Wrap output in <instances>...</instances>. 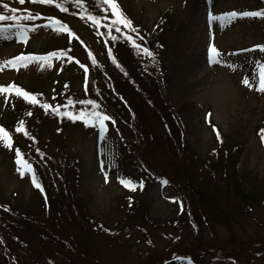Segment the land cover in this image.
Segmentation results:
<instances>
[{
  "label": "rangeland",
  "instance_id": "rangeland-1",
  "mask_svg": "<svg viewBox=\"0 0 264 264\" xmlns=\"http://www.w3.org/2000/svg\"><path fill=\"white\" fill-rule=\"evenodd\" d=\"M94 1L92 6L96 7L98 13L102 15L99 24H89L88 21L73 16L72 11L78 8L75 0H58L68 8L67 12L61 14H65L70 19L64 18V20L84 35L94 33L98 36L97 32L102 33L101 39L111 37L110 32L119 34L122 37L119 40L125 43H127L125 40L127 36H135L136 31H145L148 33L147 35H154L158 30L156 26L157 22L161 21L162 13L168 15L166 33L162 34V37L159 38L162 42L155 44L152 51L154 58L149 56L146 58L141 49L138 50L144 60L147 63L153 61L156 68L157 80L161 84L163 94L157 102L158 106L163 110V105L167 104V107H170L176 114L179 125L185 133L187 145L189 144L194 148L202 158L209 157V154L218 147L216 131L213 130L212 125H215L216 130L221 134L246 138V149L240 161V170L242 173H246L249 184L261 181V178L264 179V144L257 131V127L264 116V93H257L255 88H249L242 83L244 77L252 78L250 72L259 61L258 55L261 51L255 49L248 54H244L245 51H240L242 54H234L233 52L239 48L248 49L264 43V22L260 20L263 17L245 19L238 16L230 25L223 28L219 26L218 22L214 21L211 25L208 22L210 11L216 15L233 10L262 11L264 10L263 0H120L140 23V28H136L132 23V27L136 31L119 25L120 32L115 30V25L111 28L107 26L112 24L110 8L105 11L107 6H95L96 0ZM116 2L122 10L119 0ZM0 3H8L10 7L17 8L18 13L20 10H27L25 3L21 5L18 0H3ZM31 6L30 10L33 14L36 12L52 13V8L47 7L46 4L37 2L32 3ZM0 12L5 15L10 13L7 9L0 10ZM15 31L0 34V62L11 60L29 47L32 48H29L28 52L35 54L37 52L49 53L62 50L61 48H53V45H58L53 41H60L58 37L62 34L49 27H40L36 31L30 32L26 44L15 38L13 35ZM5 37L9 38L6 39ZM118 37L116 36V38ZM85 41L90 45V40ZM210 43H214L220 51L222 63L211 65L208 63L207 48ZM90 60L91 63L95 64L93 62L96 60L95 57H91ZM40 63L30 62L27 66L20 65L18 68L5 64L0 70V86L6 87L15 84L20 88H28L31 93L36 92L42 98V92L44 94L49 91L53 93L52 91L56 89V83H58L59 85L64 84L67 90L74 91L75 93L72 95L80 98V101L94 100L95 96H92V93L96 84L90 87L89 94L83 90L82 92L81 87H79L82 77L74 70L73 66L62 62V67L68 65L67 77H62V79H68V81H47L49 76L59 78L61 74L60 69H58L59 62L50 60L43 67L51 66L48 69L41 68ZM93 64H91L92 71ZM229 65L233 67H229ZM40 71L42 74H39ZM250 82L253 84V81ZM96 89L100 92L99 87L96 86ZM54 95L49 94L46 99L54 103ZM11 98L13 101L16 98L24 100L21 96H17L14 91L11 94L0 93V126L10 132L12 137H15L14 132L9 128V123L5 122L10 118L9 115L11 117L14 115L10 110L12 108L10 105ZM164 101L166 102L164 103ZM102 104L104 103L101 102L100 105ZM138 107L141 109H136V112L138 117L142 118L148 111L143 110L142 107L147 109V106L143 102V105L139 104ZM91 108L92 105L79 103L74 108V113L84 109L89 111ZM97 110L102 111L99 108ZM208 113H211V116L206 119ZM67 119H69L67 116L60 119V121L62 120L60 133L56 132L58 125L53 124L52 120L48 118L39 119V122L44 124L48 122L54 128L48 134H45L42 129H39L38 133L45 140L48 138L55 140V143L50 144L54 148L49 150L52 156L60 157L58 161L62 162L60 166L56 160L57 165L53 169L54 179L53 182L51 181V185L54 196H57L59 201H65L64 197H68L71 210L81 211L88 215L87 217L91 214L92 216L95 215V218L108 216L109 219H112L122 216V219H127V210L123 205H126L124 198L128 188L119 183L118 177L128 178L130 176H127V172H129L130 178L137 181L138 171L129 161L124 160L125 149L118 128L114 127V132L109 134L106 132L105 137L101 139L99 128H95L97 126L69 125L70 123L67 124L66 122ZM115 126L118 127V125ZM31 133V141L37 139L36 133ZM24 148L29 152V147L24 146ZM24 148H20V151L25 157ZM27 161L32 165L37 181L40 180L43 184L41 172L38 170L37 177L35 170L37 161L32 158H28ZM16 169L15 155L0 151V192L6 193L5 198L8 200L10 197L7 196H10L13 191H23L24 193L19 194L16 201V207L22 210L20 203L22 200L30 202L28 197L31 198L34 186L31 183V173L25 172L24 177L21 178ZM105 173H107V182H105ZM211 176L208 175L204 178L208 181L207 186L214 184ZM58 177L61 181L57 179ZM162 179L158 178L149 183L146 190L138 191L137 203L132 207V211L138 210L139 212L135 215L132 224H136L143 216L149 214L157 222L174 216L177 218L178 213H182L177 221L178 226H173L171 230H173L174 236L181 232L182 240L177 246L189 250L191 249L190 245L196 243L193 231L180 230L181 227L189 226L184 223L186 202L178 193L179 191L172 180L168 179V183L163 184ZM55 186L56 188H54ZM208 191L211 192V190ZM129 193L133 192L129 191ZM228 199L229 197H224L222 190H219L212 198L213 205L210 206L203 202L198 207L208 211L209 214L210 211L216 213L232 206L228 203ZM45 207L48 209L46 205ZM191 208L195 214V207L191 206ZM47 211L49 212V210ZM29 212L31 214L15 213L30 215L35 218H38L36 216L41 213L37 207H31ZM224 216L231 221L229 216ZM210 217H212L211 214ZM234 217L230 227H227V230L222 229V235L226 237H222L219 232L220 240L211 238L210 241L218 243L221 240H229L230 236H233V242L237 243L246 239L247 241L256 240L259 236H264V204H257L250 208L246 217H242L240 211ZM220 221L223 224V220L220 219ZM138 229H123V231L113 235L109 233L99 234L98 237L100 238L96 241L97 244L94 239L89 245L92 249L89 255V259L91 258L89 264H148L152 258L156 257V254H149L148 252L164 248L169 243L171 235L160 233L152 227H146L145 231ZM209 236L208 230L206 238ZM225 247L231 248L230 243ZM251 257L253 256L245 259L237 258V262L232 261L230 264H264V259H252ZM177 258L166 260L162 264H187V260ZM199 259L191 260L192 264H201Z\"/></svg>",
  "mask_w": 264,
  "mask_h": 264
},
{
  "label": "trees",
  "instance_id": "trees-1",
  "mask_svg": "<svg viewBox=\"0 0 264 264\" xmlns=\"http://www.w3.org/2000/svg\"><path fill=\"white\" fill-rule=\"evenodd\" d=\"M94 3V0H84L83 6H78L76 10L72 11V15L91 24L93 22L87 18V14L81 16V13L87 8L90 13L102 20V15L98 13L96 7L92 6ZM31 4L30 0H25L27 11H31ZM11 5L13 6V3ZM46 6L52 8V13L36 12L34 15L39 13L36 20H24L22 22L41 25L47 22L46 18L48 17H58L63 21H65L64 18L70 19L65 14H61L65 11L57 9L54 4H46ZM0 10H3L2 6H0ZM27 11L20 10L15 15L23 17L27 15ZM9 15L12 14L9 13ZM262 21L264 22V17ZM167 22L168 15L162 13L161 21L157 22L156 26L158 30L154 35H147L148 33L145 31L139 32V35L133 36L136 44L153 51L155 44L162 42L159 38L166 33ZM79 34L83 40H90L91 42L94 40L95 46L92 47V55L76 40L68 41L66 36H61L58 42L53 41L58 44L53 45V48H61L64 52L71 48V53L90 66V87H92L93 81H96V86L100 88V92H98L95 84L93 85L95 86L92 93V96H95L94 101L97 102L102 112L109 116L111 114L117 124L119 122V135L124 143L125 157L138 171L136 180L137 182L143 181V187H137L135 191L127 190L124 198L126 205H123L127 210V219H122V216L112 219H109L108 216L95 218V215L92 216L91 214L87 217L88 215L81 211H72L68 197H64L65 201H59L52 190L53 169L57 162L60 166L62 165V162L58 161L60 157L56 156L55 158L49 150L54 148L50 144L55 143V140L41 138L38 130L42 129L45 134L54 130L48 122L45 124L39 122V119L48 118L52 120L53 124L58 125L56 132L60 133L62 126L60 119L64 116H61L59 112L71 111L74 113V108L79 104L76 102L80 101V98L74 97L72 95L75 93L74 91L71 92L65 88L64 84L59 85L58 83H56V89L52 91L53 93L51 91L45 92L46 94L42 92L43 97L37 99L40 101L39 104L33 105L17 98L13 101L11 98L10 105L12 108L10 110L14 115L11 117L8 114L10 118L5 122L9 123L6 124L14 132L15 137H12V142H15L12 150L0 143V151L15 155L16 148L29 147V152L24 148L26 155L24 158L27 160L32 158L37 161L38 167L36 166L35 170L37 177L38 170L41 172L43 184L40 180L37 182L42 186L43 191L33 187L32 196L31 198L28 197L30 202L22 200L20 203L22 210L16 207V201L19 194L24 193L23 191H13L10 196H7L10 197L8 200L5 198L7 194L3 191L0 192V264H89L91 259H89V255L92 250L89 245L94 239L96 243L100 238L98 237L99 234L109 233L113 235L123 231V229L130 228H139L138 230L145 231L146 227H152L160 233L171 235L169 243L164 248L148 252L149 254H156V257L152 258L148 264H162L166 260L177 257H188L191 260L201 258L199 259L201 264H230L232 261L237 262V258L245 259L250 256H253L252 259H264V236H259L256 240L247 241L246 239L237 243L233 242V236H230L229 240H221L218 243L210 241L211 238L220 240L219 232L222 237H226L222 235V229L227 230V227H230L234 216H237L239 211L242 217H246L250 208L257 204H264V179L261 178V181L249 184L246 173H242L240 170V161L246 149V138L220 133V139L216 136L218 147L209 154V157L202 158L194 148L189 144L187 145L185 133L179 125L176 114L170 107H167V104L163 105V110L158 106L157 102L163 94L161 84L157 80L153 61H148V63L143 61L142 55L138 52L140 49L134 47L128 39L125 43L110 34L111 37L105 38L108 45L104 43V47L99 35L97 38L94 33L84 35L79 32ZM96 40L100 43L99 46H97ZM260 45H264V43ZM110 50L111 55H109ZM91 56L96 58L94 60L96 64L91 63ZM145 57L148 56L145 55ZM258 59L264 63V52H260ZM91 64H93V71ZM256 66L257 64L250 72L253 79L249 78L250 81L257 79V83L258 76L256 75L255 79L254 74ZM74 70L82 75L79 68ZM66 73H68L67 68H64L59 78L49 76L47 81H68V79H62V77H67ZM39 74H42V71ZM256 92L260 93L259 91ZM49 94H56L54 95V103L46 99ZM69 100L73 101L72 105H68ZM101 102L104 104L100 105ZM143 102L147 109L144 107L142 109L148 111L141 118L138 117L136 109H141L138 106L139 104L143 105ZM44 103L49 104L51 108L45 110L41 106ZM57 105L62 107L59 108L58 112H53L52 108H56ZM65 105L68 107H63ZM84 111L88 110L84 109ZM29 112L31 115H28ZM21 120L24 121L28 135L15 131L18 121ZM66 122L67 124L70 123L69 125L81 124L79 120L73 122L71 119H67ZM261 129H264V116L257 127L260 139ZM31 132L36 133L37 139L31 141ZM127 173V176L131 177L129 172ZM208 175H212L213 186L212 184L207 186L208 181L204 178ZM163 177L173 181L174 186L179 191L178 193L186 202L184 223L189 226L181 227L180 230L193 231L196 243H192L189 250L177 246L182 240L181 232L174 236L173 230H171L173 226H178L177 221L182 213H178L177 218L174 216L157 222L149 214L143 216L136 224H132L135 215L139 212L138 210L132 211V207L137 203L138 191L146 190L149 183ZM219 178L221 180L218 181ZM57 179L61 181L59 177ZM219 190H222L224 197H229L228 203L232 206L216 213L210 211L212 215L210 217L208 211L201 210L198 205L203 202L210 206L213 205L212 198ZM129 191L133 193H129ZM125 199H128V202ZM191 206L195 207V214H193ZM31 207L39 208L41 213L36 216L39 219L30 215L18 214L19 212L31 214L29 212ZM224 215L229 216L231 221ZM220 219L223 220V224ZM208 230L210 236L206 238ZM202 238L204 239L201 240ZM228 243H230L231 248L225 247ZM197 251L199 252L197 253Z\"/></svg>",
  "mask_w": 264,
  "mask_h": 264
},
{
  "label": "snow or ice",
  "instance_id": "snow-or-ice-1",
  "mask_svg": "<svg viewBox=\"0 0 264 264\" xmlns=\"http://www.w3.org/2000/svg\"><path fill=\"white\" fill-rule=\"evenodd\" d=\"M32 3H41V4H55L57 8H59L61 11H68V8L63 5L62 2H58V0H31ZM19 4H24L25 0H18ZM75 3L77 6H83L84 0H75ZM105 5L107 8L105 11H107L108 8H110L112 12V24L107 25L108 27H112L113 25L116 26L115 30L117 32H120L121 29L119 25H123L125 28H129L132 31H136L134 27H132V21L128 19L122 10L120 9L119 5L117 4L116 0H96L95 6ZM0 6H2L3 9H7L12 15H5L3 12H0V32H4L8 29L15 28L16 31L13 33L15 38L19 40L22 43H27L29 39V33L36 31V29L40 26L35 24H28L23 23L22 21H34L39 17V13L32 14L31 11H27V15L21 17L18 15H15L19 10L14 7H10L8 3H0ZM85 14H87V18L92 21L95 24L101 23V20L98 19V17L88 11L87 8H85L84 12L81 13V16L83 17ZM237 16L241 17H264V10L262 11H252V12H226L221 14H213L211 11L208 14V22L211 25L214 21L218 22L219 26L221 28L226 27L230 25L234 18ZM46 23L43 25V27H49L57 32H68L69 36L71 37L73 33L71 32V29L68 28L66 24H63L60 20H58L55 17H48L46 18ZM7 22V23H5ZM139 35V33H137ZM8 39L9 37H5ZM115 39V37H113ZM127 39L129 42L133 44L134 47L141 49V51L149 56L154 58V54L152 51L147 47H142L141 45L136 44L135 39L132 36H127ZM255 49H259L261 52H264V45H255L253 49H246L241 51H254ZM65 55V52L63 50H60L59 52H49L44 55H18L11 60H7L4 62H0V70L3 69V66L9 65L13 68H18V66L23 65L27 66L30 62H41L40 67L43 68L48 62L53 58H60ZM109 55H111V50L109 51ZM207 57H208V63L211 64H219L222 63L221 60V53L217 49V47L214 45V43H210V45L207 48ZM95 62V61H93ZM229 67H233L232 65H229ZM254 74L258 76V82L253 85L248 77H244L242 80V83L249 87V88H255L256 91L264 93V63H261L260 61H257L256 69L254 70ZM14 91L17 96H22L26 102H30L31 104H39L40 101L37 100L36 94L29 93L22 88L16 86L15 84H10L8 86H0V93H9ZM76 103H87L89 105H92L91 110L85 112L84 110H80L77 113H73L71 111L66 112H59L61 116H67L69 119H71L73 122L80 120L84 123L85 127L88 126H97L99 128V136L101 139H103L106 135L107 131V125L106 121L112 120V118L107 115L106 113L102 111H98L99 105L94 100H88V101H77ZM73 101L69 100L68 105H72ZM68 105H65L63 107L67 108ZM45 110H48L51 108V106L47 103H44L41 105ZM62 107L60 105H57L56 108H52L53 112H58L59 108ZM28 115H31V112L28 113ZM211 116V113H208L206 116V119ZM114 123V121H113ZM210 123V120H209ZM213 130L216 131L217 138L220 139V133L218 130H216L215 125H212ZM16 132H23L24 135H28L27 130L24 127V121H18L17 127L15 128ZM261 140L264 142V129L260 130ZM0 143L3 144L4 147H6L9 150H12L13 143H12V134L5 130L3 126H0ZM38 151V149H37ZM15 163L17 165V172L20 174L21 178L24 177L25 172H29L32 174L31 176V183L34 187L40 189L43 191L42 186L37 182V178L35 176L34 169L32 165L24 158L23 153L20 151L19 148L15 149ZM119 183H121L125 188H128L129 190L135 191L137 187L142 188L143 187V181H134L132 178L128 177H118ZM105 182H107V173H105ZM163 184H167V180L162 181ZM131 199V198H129ZM177 259L181 260H187V264H192L191 258L186 257H178Z\"/></svg>",
  "mask_w": 264,
  "mask_h": 264
}]
</instances>
